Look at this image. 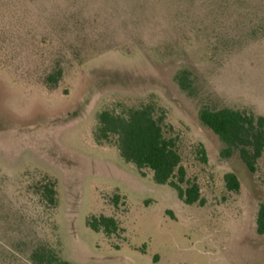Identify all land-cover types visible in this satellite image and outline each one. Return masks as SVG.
<instances>
[{
	"label": "rangeland",
	"instance_id": "374dc122",
	"mask_svg": "<svg viewBox=\"0 0 264 264\" xmlns=\"http://www.w3.org/2000/svg\"><path fill=\"white\" fill-rule=\"evenodd\" d=\"M150 97L194 163L202 206L94 142L101 109ZM204 105L264 116V0H0V264H34L40 246L72 264H264V151L254 172L235 151L222 157ZM40 175L56 182L52 210L31 189ZM100 215L118 231L90 229Z\"/></svg>",
	"mask_w": 264,
	"mask_h": 264
},
{
	"label": "trees",
	"instance_id": "16d2710c",
	"mask_svg": "<svg viewBox=\"0 0 264 264\" xmlns=\"http://www.w3.org/2000/svg\"><path fill=\"white\" fill-rule=\"evenodd\" d=\"M52 72L45 78L48 88H53L62 76L60 67ZM174 79L182 91L191 94L193 79L189 72L182 71ZM198 119L224 144L220 151L222 157H229L235 151L248 170L255 171L264 151V116L251 110L204 105L198 111ZM91 133L96 145L115 147L120 157L133 164L141 175H145L144 169L151 170L154 181L172 187L184 203L204 205L199 179L190 170L194 163L185 160L182 140L168 122L165 108L154 97L137 104L115 102L104 107L98 112ZM191 153L195 163L207 164L208 156L202 144L193 145ZM224 182L227 190H239L234 173H226ZM31 189L48 210L56 206V182L52 178L40 175ZM86 223L93 231H103L107 236L118 231V223L112 216H90ZM256 231L264 234V205L257 212ZM30 258L34 264H72L54 249L42 246L35 248Z\"/></svg>",
	"mask_w": 264,
	"mask_h": 264
}]
</instances>
